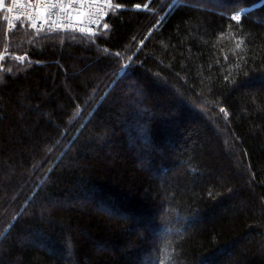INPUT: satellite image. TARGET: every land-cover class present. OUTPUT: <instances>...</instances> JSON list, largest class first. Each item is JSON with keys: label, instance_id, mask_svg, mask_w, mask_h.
Returning a JSON list of instances; mask_svg holds the SVG:
<instances>
[{"label": "trees", "instance_id": "obj_1", "mask_svg": "<svg viewBox=\"0 0 264 264\" xmlns=\"http://www.w3.org/2000/svg\"><path fill=\"white\" fill-rule=\"evenodd\" d=\"M1 54L0 264H264V0L0 13Z\"/></svg>", "mask_w": 264, "mask_h": 264}, {"label": "built area", "instance_id": "obj_2", "mask_svg": "<svg viewBox=\"0 0 264 264\" xmlns=\"http://www.w3.org/2000/svg\"><path fill=\"white\" fill-rule=\"evenodd\" d=\"M50 3H56L57 8H50ZM111 5L112 0H7L0 6V12L5 13L6 33L22 25L35 33L93 34L104 22ZM18 16L21 18L17 19Z\"/></svg>", "mask_w": 264, "mask_h": 264}, {"label": "snow or ice", "instance_id": "obj_3", "mask_svg": "<svg viewBox=\"0 0 264 264\" xmlns=\"http://www.w3.org/2000/svg\"><path fill=\"white\" fill-rule=\"evenodd\" d=\"M3 5V0H0V6H2ZM118 6V5H117ZM145 7H147V5H144ZM49 7L50 8H52V9H55V8H57V4L56 3H50L49 4ZM137 7H139V6H137ZM8 11L9 12H12V8L11 7H9L8 8ZM21 17H17V19H20ZM239 18H240V16H239V14H237V15H235V16H233L232 17V19L233 20H239ZM33 27H35V25H33ZM103 27L105 28V29H107V27H108V25H107V23H105L104 25H103ZM81 31H83V29H81ZM237 47H239V45H237ZM117 55H119V54H117ZM17 59H19V60H23L24 59V57H17ZM221 111H224V109H221Z\"/></svg>", "mask_w": 264, "mask_h": 264}, {"label": "rangeland", "instance_id": "obj_4", "mask_svg": "<svg viewBox=\"0 0 264 264\" xmlns=\"http://www.w3.org/2000/svg\"><path fill=\"white\" fill-rule=\"evenodd\" d=\"M6 0H3V2H5ZM0 64H1V57H0ZM140 264H149V261H146L145 259L142 260V262Z\"/></svg>", "mask_w": 264, "mask_h": 264}]
</instances>
